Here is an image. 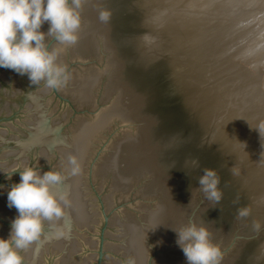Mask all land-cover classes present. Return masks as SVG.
I'll list each match as a JSON object with an SVG mask.
<instances>
[{"label": "water", "instance_id": "95a60500", "mask_svg": "<svg viewBox=\"0 0 264 264\" xmlns=\"http://www.w3.org/2000/svg\"><path fill=\"white\" fill-rule=\"evenodd\" d=\"M79 12L74 45L47 38L49 48L63 49L57 63L69 78L62 87L34 86L0 68V239L16 216L6 206L19 182L12 173L32 167L63 177L49 188L68 206L20 253L24 264H186L171 230L189 223L209 231L220 264H264L255 222L250 214L238 218L243 207L198 106L178 86L143 89L126 0H82ZM205 169L219 177L218 203L199 189Z\"/></svg>", "mask_w": 264, "mask_h": 264}, {"label": "rangeland", "instance_id": "374dc122", "mask_svg": "<svg viewBox=\"0 0 264 264\" xmlns=\"http://www.w3.org/2000/svg\"><path fill=\"white\" fill-rule=\"evenodd\" d=\"M263 10L264 0H126L143 89L178 86L198 106L233 198L259 225L258 252L264 261V132L254 130L264 124Z\"/></svg>", "mask_w": 264, "mask_h": 264}, {"label": "clouds", "instance_id": "9594fccd", "mask_svg": "<svg viewBox=\"0 0 264 264\" xmlns=\"http://www.w3.org/2000/svg\"><path fill=\"white\" fill-rule=\"evenodd\" d=\"M81 6L82 0H0V68L27 76L34 86L43 82L49 89H59L66 84L69 78L66 68L57 63L58 53L63 49L49 48L47 38L64 48L74 45L81 27ZM100 18L106 19L107 14L102 13ZM45 24L46 32L41 31ZM254 130L260 135L264 124ZM67 163L69 175L78 174L76 158L69 156ZM14 173L19 175V182L8 189L6 206L15 209L16 216L10 222L8 237L0 239V264H24L20 253L39 239L45 221L58 220L64 215L62 204L68 206L65 196L57 199L49 188L63 180L61 175L51 171L41 173L32 167ZM218 185L216 172L205 169L198 186L206 199L220 201L222 193ZM249 212L247 207L238 209V218L247 217ZM171 231L186 264H220L221 251L211 242L205 227L189 223Z\"/></svg>", "mask_w": 264, "mask_h": 264}, {"label": "bare ground", "instance_id": "6f19581e", "mask_svg": "<svg viewBox=\"0 0 264 264\" xmlns=\"http://www.w3.org/2000/svg\"><path fill=\"white\" fill-rule=\"evenodd\" d=\"M224 1V0H223ZM260 2H261V0H260ZM228 3H230V2H228ZM258 3V2H257ZM237 4V3H236ZM221 5V4H220ZM254 5H256V4H254ZM230 6V5H229ZM250 6V5H249ZM256 7V6H255ZM230 8V7H229ZM232 8V7H231ZM231 8H230V10H231ZM219 9V8H218ZM250 9V8H249ZM252 9V8H251ZM222 10V9H221ZM225 10V9H224ZM230 10H229V12H230ZM223 11V10H222ZM226 11V10H225ZM228 11V10H227ZM226 11V12H227ZM231 11H233V10H231ZM238 11V10H237ZM264 11V10H263ZM224 12V11H223ZM235 13H236V11H234ZM219 13H220V11H219ZM222 13V12H221ZM232 14H233V12H231ZM260 13V12H259ZM228 14H230V13H228ZM233 15H236V14H233ZM250 15H251V13H250ZM230 16V15H229ZM253 16V15H252ZM251 16V17H252ZM255 16V15H254ZM258 17H260V16H258ZM230 18V17H229ZM237 18V17H236ZM245 19V18H244ZM249 19V18H248ZM256 19H259V18H256ZM255 19V20H256ZM219 20V19H218ZM237 20V19H236ZM254 20V21H255ZM260 20V19H259ZM259 20H257L258 21V24H259V22H261V21H259ZM237 21H239V20H237ZM242 21V20H241ZM246 21V20H245ZM253 23V22H252ZM255 23H256V21H255ZM255 23H254V25H255ZM217 24V23H216ZM219 24V23H218ZM223 24H225V22H223ZM246 24H247V22H246ZM258 24H256L255 26L257 27V25ZM245 26V25H244ZM259 26V25H258ZM249 27V26H248ZM234 29V28H233ZM238 29V28H237ZM252 29V28H251ZM254 30V29H253ZM234 31H235V29H234ZM263 31V30H262ZM261 31V32H262ZM249 33V32H248ZM259 34V33H258ZM261 34L263 35V32L262 33H260V36H261ZM264 36V35H263ZM263 36H261V37H259V35H257L256 37H258V38H262ZM256 37L253 39V41H255L256 40ZM241 38V37H240ZM246 38V37H245ZM257 38V40H260V39H258ZM244 39V38H243ZM231 40V39H230ZM229 41V40H228ZM233 41V40H232ZM262 41H264V40H262ZM237 42V41H236ZM261 42V41H260ZM230 43V42H229ZM248 43V42H247ZM252 43V42H251ZM244 44V43H243ZM254 44H256L255 42H254ZM258 44H259V41H258ZM260 44H262V43H260ZM242 45V44H241ZM256 46H258V45H256ZM248 47V46H247ZM261 47V46H260ZM263 47V46H262ZM246 48V47H245ZM251 49V48H250ZM259 48H257L256 50H258ZM264 49V48H263ZM246 50V49H245ZM249 50V49H248ZM247 50V51H248ZM252 50V49H251ZM250 50V51H251ZM262 51V50H261ZM242 52V51H241ZM263 52H261L260 54H262ZM227 54V53H226ZM240 54V53H239ZM243 54V53H242ZM242 54H240V55H242ZM244 54H246V52L244 53ZM247 54H249V53H247ZM264 54V53H263ZM248 56V55H247ZM253 56V55H252ZM260 56V59H261V55H259ZM259 56H258V59H259ZM263 56V55H262ZM248 59V58H247ZM250 60V59H249ZM255 60V59H254ZM240 61V60H239ZM251 61V60H250ZM253 61V60H252ZM256 61H257V58H256ZM260 63V62H259ZM257 64V63H256ZM259 65V64H258ZM263 65V64H262ZM259 67V66H258ZM263 68V67H262ZM261 72H262V70H261ZM260 75V74H259ZM258 81V80H257ZM262 89V88H261Z\"/></svg>", "mask_w": 264, "mask_h": 264}]
</instances>
